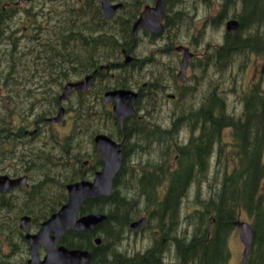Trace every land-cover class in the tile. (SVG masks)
I'll list each match as a JSON object with an SVG mask.
<instances>
[{"label":"flooded vegetation","instance_id":"obj_1","mask_svg":"<svg viewBox=\"0 0 264 264\" xmlns=\"http://www.w3.org/2000/svg\"><path fill=\"white\" fill-rule=\"evenodd\" d=\"M91 1L92 7H96V15L104 18L99 1ZM156 1L110 0L113 5H118L113 18L133 20L130 26V38L125 41V48L121 49L120 56L106 63L104 51H99L98 55L91 59L89 52L88 64H91V68L89 67L87 73L80 78H69L68 65L65 79L57 76L48 77L47 70L44 69L45 63L40 59L38 61L40 70L33 85L34 89L28 88L33 91L35 99L33 102L29 101V106L21 110L24 113L28 112L27 115H31L32 118H25L20 124L14 125L21 115L19 108H12L16 112L12 124H8L5 118L3 124H0V264H46L48 245L37 244L38 239L33 236H36L43 224L68 201L67 186L69 185V172H71L69 170V143H73V132L77 133L80 127L98 129V132L93 131L91 144L95 148L94 153L97 160L91 156L86 159L87 155L81 151L83 157L79 163V170L83 173V180L92 181L95 174L102 169L103 163L94 138L98 134H107L121 144L122 157L124 151L132 156L134 154L138 156L143 151L151 153L149 164L147 163L145 167L151 166L152 170L142 169L140 171L148 172L147 185L152 187L151 194L157 195L156 201H162L167 194L166 175L177 168L180 156L193 162L199 160L197 163H202L203 166H196L193 170L198 174H204V177L210 172L212 163L215 166L223 160L226 164L233 162L232 147L228 148L222 140L224 134L230 137V130H223L218 142L209 140L201 142L198 137L203 131V126L200 124L202 118H196L195 113L201 115V111H210L215 117L217 111H228L225 94L220 93L221 90L214 79L217 78V71L221 73L230 65L231 59L222 62L223 59H219L218 51L230 43L231 49L237 48L249 56L247 61L251 60L250 57H262L255 53L258 49L255 38L259 40L260 37L244 36L238 34V30L233 33L227 32V22L237 19L235 16L240 9L239 0H235V5L231 8L225 6L226 0H164L165 14L160 21L162 29L157 33H151L143 26H138L136 32L133 33V26L141 13L146 7H154ZM201 9H204L203 17H201ZM87 10H89L88 6ZM197 20L201 21L196 22ZM92 23L96 24V19L92 20ZM197 25L202 29L201 33L210 27L219 28L224 25L221 43L219 45L200 44L196 36L199 32ZM182 26L188 32L181 37L182 41L178 40L183 44L177 45L175 37ZM41 31H44L43 28ZM96 31L100 35V29ZM259 31L261 33L263 29ZM143 40L149 43L161 40V44L158 45L159 49L155 51L156 54L142 53L144 47H140V41ZM244 40L246 43L241 44ZM234 41L235 45L232 46ZM172 54H176L178 61ZM127 58H130V61L126 62ZM163 58L167 61H163ZM183 62H186V66L182 77L179 78ZM177 63L178 70L174 73ZM122 66L131 68L133 73H136L128 79L125 86L120 85L122 78L118 74ZM208 73H210L209 76H207ZM88 76L92 79L85 90L72 89L66 97H61L67 84L84 80ZM255 87L261 94H264V89H261L259 83L251 85L247 94ZM122 89L136 94L132 104L136 114L126 117L120 126L112 114L116 99L107 103L105 93ZM71 96H77V103H70ZM244 97L245 94L242 97V107ZM8 110L9 108L6 109ZM143 111L150 112H144L143 115ZM151 111H178L180 114L175 118L176 114L172 113L167 124L153 123L150 121ZM107 112L111 115L108 120ZM59 115L61 119L55 121L54 119ZM73 115H76L82 123L75 126L73 121L69 123V117L72 120ZM78 115H83L84 118ZM107 121L111 123L112 130L107 129ZM59 128L66 131L63 136L64 140L60 144L59 140L63 137L54 132V129ZM17 130L21 132L18 133ZM105 130L113 132L112 136ZM126 132L129 133L130 140L126 138ZM133 139L137 140L131 149L127 140L131 143ZM56 146L58 151L55 149ZM227 152L230 155H225ZM72 161L70 159V162ZM199 177L202 178V176ZM103 198L105 197L85 200L83 205L87 201L95 204L98 199L103 200ZM102 205L104 207V204ZM81 215L83 214L80 213L79 216ZM141 216L149 218L146 214ZM139 217L127 224L124 234L116 237L112 245H107L106 238L103 239L100 234V231L105 232L103 225L107 219L98 228L88 232L90 236L87 240L93 249H97L96 255L102 258L101 264H128L130 258H135L147 251L157 252L161 264L176 263L175 241L181 242L185 232H181L180 220L174 222L170 231V221L166 219L168 217L166 211L163 213L162 220L158 218V215L156 219H150L152 242L144 252H136L135 248H122L128 238L125 234L139 236L145 227L139 230L130 228V224L137 221ZM48 236V239H52L54 233L49 232ZM96 239H100L99 245L95 243ZM103 240L105 248L109 249L107 252H101L98 249L102 246ZM58 247H65L68 252L71 249L69 248V229L58 240ZM82 250L90 253L89 264H100L94 262L92 253L88 249ZM105 253L109 256L107 262L102 256Z\"/></svg>","mask_w":264,"mask_h":264},{"label":"trees","instance_id":"obj_2","mask_svg":"<svg viewBox=\"0 0 264 264\" xmlns=\"http://www.w3.org/2000/svg\"><path fill=\"white\" fill-rule=\"evenodd\" d=\"M234 5L235 0L225 1V6L229 8ZM239 7L235 16L239 22L237 32L244 36L260 37L259 40L255 38L258 47L255 53L264 57V0H239ZM16 16L21 18L20 22L13 21ZM98 16L91 0H81L80 3L78 0H57L49 8L41 6V2L37 0H0V48L5 44L3 53L0 54V106L4 102L9 108L8 111H12L8 124H12L16 113L12 110L17 108L16 100L33 102L35 99L33 91L27 89L24 92L19 88V82L23 83L24 88L28 83L26 80H19L22 74L20 69L27 68L30 62L38 64L41 59L45 63L44 69L47 70L48 77L65 79L68 65L69 78H80L87 73L89 67L91 68V64H88L89 52L91 59L96 57L99 51H104L106 63L120 56L121 49L125 48V41L130 38L133 20L116 17L106 20ZM91 19H96L97 23L93 25ZM22 22L21 28L19 24ZM98 28L100 35L96 31ZM261 29L263 32L260 33ZM19 31L26 40L25 46H22L20 36L17 35ZM243 43H246V40L241 42ZM234 45L235 41L232 46ZM239 52L244 53L237 48L231 49L229 43L218 51L219 59L225 62ZM129 69L125 66L119 69L118 74L122 78L120 85L125 86L131 77ZM1 112L0 124H3ZM210 114V111H201V115L195 113L196 118H202L200 124L203 126L198 140L218 142L222 131L229 129L233 152L232 169L227 171V164L218 162V166H223L222 178L211 188L207 197L195 196V208L191 215L185 217V221L193 226V231L190 236L186 233L181 242L175 241L176 264H227L230 258L227 238L234 230L233 224L239 212L250 218L253 232L246 264H264V94L255 87L245 95L239 116L228 114L227 111H217L215 117ZM78 117L84 118L83 115ZM110 117L107 112V120ZM81 123L80 120L79 124ZM93 131L98 132V129L80 127L77 133L83 137L88 136L92 144ZM17 132L20 133L21 130ZM108 133L112 136L113 132ZM126 136L130 140L128 132ZM136 140L133 139L131 143L127 140L131 149ZM81 151V141L75 140L74 137L73 143H69V183L84 177L78 166L83 157ZM129 156L130 153L124 151L123 165L113 182L111 196L103 200L98 199L95 204L87 201L80 210L81 214H107L103 225L105 232L100 231L101 237L106 238L107 245H112L116 237L124 234L132 219L145 214L149 217L147 224H150V219H156L158 215L162 220L163 213L168 212L166 219L170 221L171 231L174 222L180 219L181 202L187 197L191 185L205 178L204 174L193 170L196 166H203L202 163H197L199 160L193 162L180 156L177 168L166 175L167 194L162 201H156L157 195L151 194L152 187L147 185L148 172H126ZM70 159L73 161L70 162ZM132 187L138 192L136 199L131 196L134 192ZM88 236V232H69V248L88 249L94 262L101 264L102 258L96 255L98 251L93 249L87 240ZM104 243L103 240L101 249L98 248L101 252L109 251ZM105 255L107 253L102 254L103 260L107 262L109 256ZM128 264H161V260L157 252L147 251L143 255L130 258Z\"/></svg>","mask_w":264,"mask_h":264},{"label":"rangeland","instance_id":"obj_3","mask_svg":"<svg viewBox=\"0 0 264 264\" xmlns=\"http://www.w3.org/2000/svg\"><path fill=\"white\" fill-rule=\"evenodd\" d=\"M37 1L41 2V6L45 8H49V6H52L57 2V0H37ZM203 14H204V9H201V17H203ZM20 20L21 18L19 16H16L13 19L15 23L18 21L20 22ZM200 21L201 20H197L196 22H200ZM22 26H23V22L19 24V27L22 28ZM197 29L199 32H198V35L196 36L200 44L219 45L221 43L223 33H224V25H222L219 28L210 27L209 29H206L203 33H201L202 29H200L198 25H197ZM25 31H29V30L25 29ZM20 32L21 31H19L17 35L20 36V40L22 41V46H25L26 40L23 38V34L21 35ZM187 32L188 30H186L184 26H182L177 31V34L175 37L177 45L183 44L181 42H178V40L182 41L181 37H184L187 34ZM174 33H176L175 30H174ZM140 44H141L140 45L141 48L144 47L142 53L156 54L155 51L159 49L158 45L161 44V40L152 41L151 43H149V41L147 40H143L142 42L140 41ZM4 45L5 44H3V46H1L0 48V54L3 53V49L5 47ZM175 55L176 54H172V56L177 59L178 57H176ZM248 57L249 56H247V54L242 53V52H239L233 55L229 63L230 65H228L226 69L222 70L221 73L220 71H217L216 72L217 78L214 79L217 82V86L221 90L220 93L225 94L226 107L228 110L227 113L234 115V116H239L240 112L242 111L241 110L243 108L242 107V97L244 96V94L247 95V92L249 91V88L251 85L259 83L261 85V89H264V57H250L251 60L247 61ZM159 59H162V57H159ZM163 61L166 62L167 60L163 58ZM246 61H247V65H245ZM38 65L39 64L30 62L27 68L24 67V69H20L22 74L19 77V80L20 81L26 80L28 82L26 85L27 86L26 88H24L22 82H19L20 84L19 88H22L24 92L28 88L34 89L33 85H34V82H36L35 79L39 75L38 71L40 70V67H38ZM177 70H178V63H177V68L175 69L174 73H176ZM129 71H131L132 75H136L135 72L133 73V69H129ZM201 75L204 76L203 72H201ZM209 75L210 73L207 74V76ZM3 96H5V94H3ZM70 99H71L70 100L71 104L77 103V96H71ZM1 105L2 106H0V111H2L1 115H3V121L5 118V121L9 122L10 112L12 111H6V109H8V106L4 102L1 103ZM15 105L17 106V108L20 109L19 112L21 116L19 117L18 121L15 122L14 125H16V123L20 124L21 120L23 122L25 118H32L30 117L31 115H27V112L24 113V111H21L22 109H25V107L29 106V101H25L24 99L21 101L16 100ZM144 112L149 113L150 111H143L142 112L143 115H144ZM172 113L176 114L175 118L179 116L180 114L178 113V111H151L150 121L153 123L167 124L168 118L170 117ZM139 114H141V112ZM71 121H73L74 126L80 123V120L77 119L76 115L72 116V120L69 117V123H71ZM106 126H107V129L109 130L113 129L109 121L106 122ZM54 132H56L61 137H63L66 133V131L62 128L54 129ZM73 133H74L75 140L81 141L82 151L84 154L87 155L86 159H89L88 156H91V157H94V159L96 160L95 153H94L95 148L88 141L87 137H83V135H81L80 133H76V131H74ZM106 133H108V130L106 131ZM74 137H73V140H74ZM63 140H64V137L59 140V144ZM222 140L224 141V143L228 145L227 147L230 148L231 138L229 136H225L224 134ZM55 149L58 151L57 146L55 147ZM147 152H148V149H147ZM150 154L151 153L149 152L146 153L145 151H143L138 156H136L135 154L133 156L130 155L128 165L126 167V172L128 173L129 171H137V170L140 171L142 169L151 171L152 170L151 166L145 167L146 164L150 161V158H151ZM225 155H230V154L227 152V154L225 153ZM222 163H226V162L223 160ZM232 163L225 165V170L230 171L232 169ZM210 168H211L210 172L204 179H202L201 181L194 182L193 185H191L188 191L187 197L184 198L181 204L180 219H179L180 229H181V232H185V234L187 233L189 236L192 234L193 226L189 225L185 221V217L191 215L195 208V205H194L195 196L198 195L200 197L202 196L207 197L209 191L212 190L211 188L214 187L215 184L218 183V180L220 178H222V175H221L223 172L222 165L214 166V163H212ZM163 181H164V185L166 186V179L164 178ZM132 191L134 192L132 193L131 196L134 199H136L138 196V192L136 189H134V187H132ZM140 206L143 207L144 205H140ZM239 219L243 222L250 223V218H248L247 215L245 214H241L239 216ZM149 225L150 224H147L143 228L139 236H134L133 234H129V233L125 234V236H128V238L125 240L122 248L123 249L135 248L137 250V251L135 250L136 252H140V253L144 252L147 249V247L150 245V243L152 242V239H151L152 230ZM227 246L230 251V258L227 264H239L243 247L239 241L238 234L235 228L227 238Z\"/></svg>","mask_w":264,"mask_h":264},{"label":"water","instance_id":"obj_4","mask_svg":"<svg viewBox=\"0 0 264 264\" xmlns=\"http://www.w3.org/2000/svg\"><path fill=\"white\" fill-rule=\"evenodd\" d=\"M100 1L101 9L106 19H110L118 5H113L110 0H98ZM165 14L164 0H157L154 7H146L141 13L138 21L134 24L132 32H136L138 26H143L144 29L151 33H157L162 29L160 21ZM238 29V22L231 20L226 24V30L229 33H233ZM130 61V58L126 59V62ZM186 62L182 63L181 71L178 75L182 77V73L185 70ZM92 77H85L84 80L69 83L65 86L64 92L61 97H66L71 93L72 89L83 91L87 88ZM116 99L113 106V117L122 126L123 120L126 117L133 116V102L136 98V94L130 90H114L105 93V101L107 103ZM61 116L59 115L55 121H59ZM94 143L98 149L99 157L103 163L102 169L95 174L92 181L82 180L79 182L71 183L67 186L68 201L58 212L53 214L47 222H45L38 232L36 237L37 244L45 243L48 245V254L45 258V263L51 264H89L90 253L87 250L69 249V252L65 247H58V240L65 232L69 231H93L98 225L106 220L104 213H88L79 216L80 209L85 200L95 199L98 197H109L112 193L113 180L118 174L122 166V153L121 145L116 143L106 134H98L94 138ZM84 166V164H83ZM146 219L141 218L130 224V228L138 230L145 225ZM234 227L237 231L239 241L243 247L240 264H246L247 257L250 251V247L253 239V232L250 225L247 222L240 221L239 216L234 222ZM53 232L52 239H48V233ZM96 244H100V239L95 240ZM69 257V261H68Z\"/></svg>","mask_w":264,"mask_h":264},{"label":"bare ground","instance_id":"obj_5","mask_svg":"<svg viewBox=\"0 0 264 264\" xmlns=\"http://www.w3.org/2000/svg\"><path fill=\"white\" fill-rule=\"evenodd\" d=\"M260 1V0H259Z\"/></svg>","mask_w":264,"mask_h":264}]
</instances>
